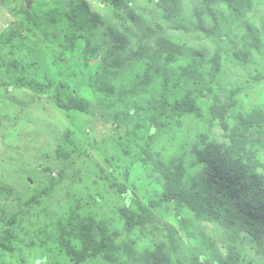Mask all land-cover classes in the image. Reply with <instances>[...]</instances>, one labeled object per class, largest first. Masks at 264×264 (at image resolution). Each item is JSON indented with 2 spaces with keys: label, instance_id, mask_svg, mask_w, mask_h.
I'll return each instance as SVG.
<instances>
[{
  "label": "trees",
  "instance_id": "16d2710c",
  "mask_svg": "<svg viewBox=\"0 0 264 264\" xmlns=\"http://www.w3.org/2000/svg\"><path fill=\"white\" fill-rule=\"evenodd\" d=\"M23 9L16 30L0 37V88L32 90L22 108L47 114L41 136L59 120L65 129L47 152L37 148L54 161V170L34 168L46 183L24 196L0 181V250L22 245L18 225L28 218L33 237L55 245L65 264H252L264 256V0ZM176 137L179 145L163 148ZM131 168L148 180L130 185ZM192 171L199 181L186 184ZM60 184L74 203L41 215L42 198ZM8 202L16 209L4 213ZM214 243L223 258L204 254Z\"/></svg>",
  "mask_w": 264,
  "mask_h": 264
},
{
  "label": "rangeland",
  "instance_id": "374dc122",
  "mask_svg": "<svg viewBox=\"0 0 264 264\" xmlns=\"http://www.w3.org/2000/svg\"><path fill=\"white\" fill-rule=\"evenodd\" d=\"M64 2H66V0H0V37L5 38L9 34H11V32L16 30L22 18V14L24 11L23 7L28 10H32L33 12H37L60 6ZM35 19H38V17H35ZM23 34L27 35L28 33L23 32ZM18 42L19 39H16L15 41H13L12 44H17ZM26 43L27 42H25V44ZM6 51L7 50H4L1 53L5 55ZM18 52L19 54H21L23 50H18ZM7 61V58H5V60L2 62H4V64H7ZM259 66L252 65L251 67H249V71H251V68L254 67L257 69H261V67ZM262 67H264V65H262ZM230 72L234 73L233 75L241 74L240 70L232 64L230 65ZM260 85L261 86L259 87V90L264 93V84ZM7 86L9 87L5 89L0 88V181L10 186L14 191L18 192L20 195L22 194L26 196L29 195L33 188L37 186V183L35 184V182L41 181L42 183H46V180H44V178H42L41 176L37 177L38 175H40L39 172L38 175L35 174L36 169L34 168L36 166V163L40 164V168H37L38 170L45 167H50L54 170V161H49L47 157H41V153L44 154L49 149H51L53 145H51V147L49 148V141L52 142L55 139V136H60L62 131L65 129V123L59 120L61 125L54 126V129H51L53 131L54 136L48 134V136H41L40 132L48 130V127L51 126L50 122L45 119L47 114L44 112L40 113V111L37 114H32V112L35 111L32 109V104L31 108L28 106H25V109L22 108V106L26 105L28 102L26 99H32V90L26 89L25 91L16 92L13 90V87H11L10 84H8ZM3 90H6L8 92L7 95L3 93ZM245 106L248 108L250 107V104L245 103ZM17 107H20L22 109H18ZM16 108L18 109V111L15 110ZM82 119L85 123H87V121L93 122L94 120L86 117H83ZM40 127L45 130L41 131ZM108 135H112V133ZM165 143H168L169 147L164 146L163 148L170 149L173 146L176 147L177 145H179L181 143V140L176 137L171 141H166ZM39 145L42 150L40 155H37L36 151ZM107 148L109 149V147ZM27 155H34L32 157V164L30 161H23ZM92 155L94 154L92 153ZM130 161L131 159L128 162ZM69 172L70 168L66 169L65 175L67 174L68 176H66L67 179L65 180V182L69 181ZM130 172L132 176L130 185L134 183L132 182V180H134L135 177L142 178L141 180L147 179L144 171L139 172V169L135 170L131 168ZM41 174L42 176L47 175L46 173ZM54 174L56 173L54 172ZM184 181L186 184L198 182V172H188L186 174V178H184ZM152 184L153 183H151V185ZM139 186L144 187L143 182L139 183ZM67 188L68 186H66V184H60L56 187L53 198H51L50 200L49 198H42L41 204L38 207L41 210V215L45 213L44 208L48 210L53 209L54 211H56L58 204V210H60V204L66 207L67 204L74 203L72 198L70 199L64 196V193L66 192L65 190ZM148 189L149 188L146 187L141 194H147ZM70 191L74 192L75 189L71 188ZM15 205L16 204L14 203L8 202L4 207V213L16 209ZM33 209L34 207L32 208V210ZM48 210L46 211V213H48ZM0 217L4 218V215L1 212ZM33 220H35V217ZM29 223L30 221L28 222V218H25L21 225H18V231L23 232L22 236L20 235L19 237L20 240L18 239L22 243L21 246H15L13 252H3L0 250V264H65L63 258L57 255L56 252H58V250L55 249V245H53L51 242H42V238H40L39 236L33 237V234H31V229H33V226ZM42 223L44 224V220H40L39 222H37L39 226ZM206 226L208 228H211L210 225ZM197 229L199 228L197 227ZM205 233L210 236L208 231H206ZM24 235H29V237ZM204 237L206 238V236ZM26 243L32 244V247L25 248L23 245ZM55 243L57 244L56 241ZM210 251L211 254H208L209 251L206 250H204L203 252L210 258H213L215 256H217L218 258H223L224 256L221 244L214 243V246ZM251 254L253 255L252 252ZM137 256L138 259L141 260L143 256V251L140 250L137 253ZM138 264L142 263L140 262ZM252 264H264V256H254V262Z\"/></svg>",
  "mask_w": 264,
  "mask_h": 264
},
{
  "label": "water",
  "instance_id": "95a60500",
  "mask_svg": "<svg viewBox=\"0 0 264 264\" xmlns=\"http://www.w3.org/2000/svg\"><path fill=\"white\" fill-rule=\"evenodd\" d=\"M27 8H28V6H27Z\"/></svg>",
  "mask_w": 264,
  "mask_h": 264
}]
</instances>
